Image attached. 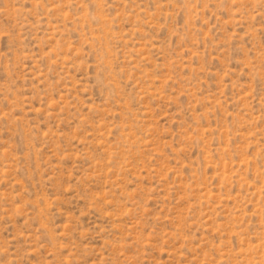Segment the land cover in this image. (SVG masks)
<instances>
[{"label": "rangeland", "instance_id": "obj_1", "mask_svg": "<svg viewBox=\"0 0 264 264\" xmlns=\"http://www.w3.org/2000/svg\"><path fill=\"white\" fill-rule=\"evenodd\" d=\"M0 264H264V0H0Z\"/></svg>", "mask_w": 264, "mask_h": 264}]
</instances>
